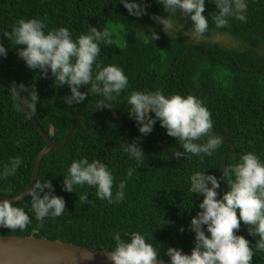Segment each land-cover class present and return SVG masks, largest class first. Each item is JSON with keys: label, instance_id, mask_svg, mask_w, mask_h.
<instances>
[{"label": "trees", "instance_id": "trees-1", "mask_svg": "<svg viewBox=\"0 0 264 264\" xmlns=\"http://www.w3.org/2000/svg\"><path fill=\"white\" fill-rule=\"evenodd\" d=\"M136 2L146 9L140 17L130 15L121 0H0V44L7 49L6 57L0 55V81L11 87L21 83L28 88L35 85L39 99L36 113H31L56 145L62 143L72 114L83 113L87 124L98 128L104 115L114 120L121 117L118 123L104 120L102 130L97 132L86 128L83 118L76 116L66 144L43 157L37 177L42 182L51 181L53 194L66 201L65 213L56 218L46 217L41 227L31 209V198L25 196L12 202L13 206L24 209L31 223L23 230L0 228V235H34L112 251L115 233L119 232L127 240L129 237L124 234L135 231L157 249L160 260L171 264L165 254L169 247L190 255L195 246V233L189 225L201 211L199 204L203 195L192 191V176L205 173L220 180L224 168H234L248 152L264 162V0H245L246 22L230 17L229 25L223 28L215 24L216 5L205 0L203 15L209 23L205 34L227 33L242 42L237 48L207 39L189 41L147 26L156 22L153 16L171 20L177 16L188 20L190 17L183 16L179 9L177 13L164 9L163 0ZM45 17V32L66 27L73 40L88 34L90 27L103 31L107 19L123 25L124 45L101 43L97 57L102 67L116 65L128 77L127 87L117 98L105 100L109 109L98 108L104 97L95 93H88L81 103L66 104V97L71 96L69 86L55 82L50 70L45 79L41 70L29 69L17 52L26 46L15 45L4 36L21 19L43 21ZM153 30L159 39L145 43L142 34L150 36ZM97 71L94 64L93 76ZM79 90L88 92L86 86ZM156 90H161L166 97L193 95L203 102L211 112L212 134L219 135L223 141L211 156L185 153L177 159L174 153L184 151L182 142L168 136L158 120L153 131L140 141L144 151L142 159L137 160L125 150L127 144L141 136L136 132L137 122L129 114L131 92ZM20 94L28 95L27 92ZM18 103L11 91L0 86V173L13 157L20 156L23 160L15 175L0 179V195L4 196L19 194L27 187L34 160L46 143L23 105L21 111L14 107ZM149 115L155 117V113ZM208 139L204 136L194 142L203 144ZM83 158L89 162L98 159L107 165L114 178L113 199L120 182H125L122 201L101 200L96 188L87 184L74 186L72 192L63 190V180L69 175L71 163ZM129 169L133 170L131 177L127 175ZM229 178L234 179L231 171ZM220 185L218 190L224 187V178ZM229 189L230 185L217 198H222ZM84 194L90 203L80 202L79 196ZM249 227L241 221L236 234L249 241L254 252L252 264H264V251L255 247L259 236L249 235Z\"/></svg>", "mask_w": 264, "mask_h": 264}, {"label": "clouds", "instance_id": "clouds-1", "mask_svg": "<svg viewBox=\"0 0 264 264\" xmlns=\"http://www.w3.org/2000/svg\"><path fill=\"white\" fill-rule=\"evenodd\" d=\"M129 14L140 17L145 14V6L136 0H121ZM218 9L214 16L217 28L229 25V18L246 22L248 5L245 0H211ZM164 9L173 13L180 12L190 17L193 22V33L202 36L208 31V20L203 15L205 0H163ZM153 20L163 24L165 29L173 28V21L162 16H153ZM47 17L42 21L38 18L21 19L11 32L4 36L12 40L15 45L26 47L17 50L18 56L23 59L29 69L41 70V76L48 78L49 70L61 86L68 85L71 96L66 97L69 106L83 102L88 93L102 94L99 109H109L106 101H112L127 87L128 77L122 68L116 65L101 66L97 63L101 43L111 45L115 41L107 27L98 31L90 27L88 34L73 40L68 28L61 27L45 32ZM144 42L158 40L159 35L153 30L151 35L142 34ZM0 55L7 56V49L0 44ZM98 71L93 76V65ZM90 85V88L88 87ZM81 86H86L88 92H81ZM13 98L20 101L14 107L17 111L23 110L21 104L35 114L38 103V93L33 85L31 88L24 84H13L10 90ZM28 95L21 99L20 93ZM115 94V95H114ZM128 103L131 105L130 116L139 125L140 137L127 144L125 150L137 160L144 157L140 147L143 136L153 131L157 120L167 131V135L182 142L183 152L177 151L174 156L179 159L185 153L195 156L205 154L211 156L223 143L219 135L212 134L213 121L211 112L203 102L193 96L186 97L180 94L165 96L161 90L155 92H131ZM155 113V117L149 115ZM208 136L206 143L200 144L202 137ZM23 163L20 156H15L0 173V179H7L15 175ZM229 171L234 173V179L229 178ZM69 175L64 177L63 190L72 192L76 185H89L96 188L97 197L109 203H117L124 199L123 189L125 182L121 181L119 190L113 199L114 178L107 165L100 160L89 162L86 158L74 160L69 169ZM133 170L127 175L131 177ZM228 178L230 189L222 198L218 197L220 180L214 175L196 173L191 178L192 191L202 194L203 200L199 204L201 211L191 219L189 229L195 233V246L191 254H185L181 249L169 247L166 255L171 264H252L254 255L249 241L242 235H237L241 221L250 226L249 235H258L255 247L264 251V162L253 152L242 155L240 162L234 168L226 169L223 173ZM211 187H208V184ZM47 189V191H45ZM54 188L50 180L37 179L28 188L26 195L31 198V209L36 219L43 227L46 217L56 218L65 213L66 201L63 197L54 195ZM43 194V195H41ZM82 204L90 203L87 194L79 196ZM239 212V215L237 214ZM31 223L29 215L21 207L13 206L11 200H0V228L25 229ZM164 223V222H163ZM205 226L210 236L205 234ZM183 231V228L180 229ZM129 239H122L119 232L115 233V247L105 253L109 264H163L157 249L146 241L140 232L124 234ZM82 259L93 261L94 254H86Z\"/></svg>", "mask_w": 264, "mask_h": 264}, {"label": "water", "instance_id": "water-1", "mask_svg": "<svg viewBox=\"0 0 264 264\" xmlns=\"http://www.w3.org/2000/svg\"><path fill=\"white\" fill-rule=\"evenodd\" d=\"M0 86L7 88L9 91L12 88L10 85L2 81H0ZM19 97L23 99V96L21 94H19ZM23 107L46 143L38 152L34 160L31 178L27 187L21 193L16 195H0V200L7 199L11 201H17L27 196L26 192L28 188L31 187V185L37 180L40 164L43 157L53 150H59L64 147L69 134L74 129V118L76 116L83 118V123L86 128L93 129L97 132H100L102 130L104 120L110 121L111 123H118L121 119L120 117L114 120L111 117L104 115L101 118L100 127L98 128L96 126L88 125L87 118L83 113L72 114L70 118V127L66 131L62 143L60 145H56L50 139L49 135L43 130L41 125L37 122L30 109L27 108V105H23ZM126 115L128 116V114H124L123 116ZM136 126V132H138L139 126ZM225 170L226 168H224L223 173L225 172ZM223 173L222 176L225 179V185L222 189L217 190L218 195L226 191L229 186L228 180L226 179V176L223 175ZM208 187H211V184H208ZM205 234L210 236V233L207 232L206 226ZM107 252L110 251L77 245L57 239L36 237L34 235H0V264H109V262L105 258V253ZM86 254H94L95 259L93 261L82 259V257ZM163 264L169 263L163 261Z\"/></svg>", "mask_w": 264, "mask_h": 264}, {"label": "rangeland", "instance_id": "rangeland-1", "mask_svg": "<svg viewBox=\"0 0 264 264\" xmlns=\"http://www.w3.org/2000/svg\"><path fill=\"white\" fill-rule=\"evenodd\" d=\"M173 28L165 29L163 24L158 22L146 24L147 26L160 29L164 32L175 34L185 40L195 41V40H211L222 44L225 47L229 48H237L242 46V42L235 39L234 37L228 35L223 32L210 31L207 34L202 36H197L193 33V22L183 18V17H175L173 20ZM106 27L109 29L111 36L114 38L117 46L122 47L125 42V31L122 24L117 23L111 19H107L105 21Z\"/></svg>", "mask_w": 264, "mask_h": 264}]
</instances>
